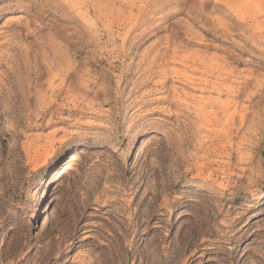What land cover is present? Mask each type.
<instances>
[{"label": "rangeland", "instance_id": "obj_1", "mask_svg": "<svg viewBox=\"0 0 264 264\" xmlns=\"http://www.w3.org/2000/svg\"><path fill=\"white\" fill-rule=\"evenodd\" d=\"M0 264H264V0H0Z\"/></svg>", "mask_w": 264, "mask_h": 264}, {"label": "bare ground", "instance_id": "obj_2", "mask_svg": "<svg viewBox=\"0 0 264 264\" xmlns=\"http://www.w3.org/2000/svg\"><path fill=\"white\" fill-rule=\"evenodd\" d=\"M74 159V154H70V155H68V157L64 160V162H63V166L61 167L63 170L64 169H66L69 165H70V163H71V161Z\"/></svg>", "mask_w": 264, "mask_h": 264}]
</instances>
